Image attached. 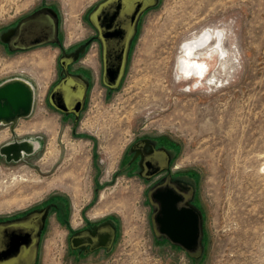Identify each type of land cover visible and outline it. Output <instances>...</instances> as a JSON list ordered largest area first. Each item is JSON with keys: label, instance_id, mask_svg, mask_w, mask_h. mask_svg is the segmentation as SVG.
<instances>
[{"label": "rangeland", "instance_id": "1", "mask_svg": "<svg viewBox=\"0 0 264 264\" xmlns=\"http://www.w3.org/2000/svg\"><path fill=\"white\" fill-rule=\"evenodd\" d=\"M91 1L0 0V84L21 78L34 89L31 114L0 123V202L14 200L0 216L49 205L37 264H264V0H159L142 19L121 88L111 96L98 88L72 126L45 101L57 47L11 54L2 34L42 4L84 27ZM187 46L207 61L189 86L178 76ZM140 136L172 144L175 163L193 174L204 215L199 258L152 236L145 185L124 168ZM25 140L33 151L8 161L2 147ZM62 171L79 182L76 197ZM81 214L112 222L111 249L69 248Z\"/></svg>", "mask_w": 264, "mask_h": 264}, {"label": "flooded vegetation", "instance_id": "2", "mask_svg": "<svg viewBox=\"0 0 264 264\" xmlns=\"http://www.w3.org/2000/svg\"><path fill=\"white\" fill-rule=\"evenodd\" d=\"M158 2L93 0L82 15L84 27L71 24L68 27L55 7L42 4L10 24L2 40L11 54L57 47L55 72L45 101L49 108L76 126L98 88L106 96L121 88L142 19ZM68 29L72 30L67 32ZM37 138L42 142L41 136ZM177 155L178 150L163 139L140 136L125 151L124 168L145 185L153 238L194 259L203 255L204 215L196 188L189 180L193 174L175 163ZM190 210L200 229L199 249L195 254L177 243L188 236L184 220L189 219ZM48 211L49 205L44 204L0 216V264L38 263ZM59 212L58 208V216ZM77 217L68 236L69 248L75 254L111 249L117 232L110 220H90L86 214Z\"/></svg>", "mask_w": 264, "mask_h": 264}, {"label": "water", "instance_id": "3", "mask_svg": "<svg viewBox=\"0 0 264 264\" xmlns=\"http://www.w3.org/2000/svg\"><path fill=\"white\" fill-rule=\"evenodd\" d=\"M34 103V89L24 79L12 78L0 84V123H15L18 119L27 117L31 114ZM30 144V145H28ZM16 145L25 146L24 153L33 151V143L29 140L21 142H11L4 145L1 149L2 154L6 156L8 161L19 160L21 157H11V153ZM27 148V149H26ZM189 219L184 220L186 234L182 240L177 243L195 254L199 249V224L195 219L196 216L192 210L189 211Z\"/></svg>", "mask_w": 264, "mask_h": 264}, {"label": "bare ground", "instance_id": "4", "mask_svg": "<svg viewBox=\"0 0 264 264\" xmlns=\"http://www.w3.org/2000/svg\"><path fill=\"white\" fill-rule=\"evenodd\" d=\"M209 47H208V49H211L212 48V46L211 45H208ZM188 50L187 51V53H185V51H184V53H183V55H182V58H181V65L179 64V69H178V71H179V74H178V76H179V79L181 80V81H187L189 84H188V86L190 85V83H191V81L192 80H195V79H193V78H190V77H193V74H192V69H193V67L196 65V67H194V68H196V69H198V70H202V71H205L204 69H203V67L200 65V64H206L207 63V61L205 60V59H199L198 58V56H197V53H194V52H192L191 51V47H189V46H187L186 48H185V50ZM198 52V51H197ZM215 56H216V54H215V51L212 53V54H210V57H211V59H212V61L215 59ZM86 59V58H85ZM84 59V60H85ZM202 60V61H201ZM206 61V62H205ZM212 65V64H211ZM199 73V72H198ZM28 145H30V144H28ZM25 146H21V145H16L15 147H14V150L12 151V153H11V157H21L22 156V154H23V150L25 149L24 148ZM52 148V147H51ZM50 148V149H51ZM27 149V148H26ZM48 149V148H47ZM50 152H51V150H50ZM53 153V152H52ZM52 153H50V154H52ZM45 154V153H44ZM48 154V153H47ZM50 156V155H49ZM45 157V156H44ZM48 157V156H47ZM43 159V158H42ZM44 161H46V160H44ZM262 166V169H263V172H264V164L263 165H261ZM260 166V167H261ZM63 172V171H62ZM60 173V175H59V179H69L70 181H71V183H72V189H73V193H74V196L76 197V195L78 194V189H77V187H78V184H79V182H77V180H75V178L73 177V175L72 174H65L64 172L63 173ZM21 179V178H20ZM22 180V179H21ZM83 188V187H82ZM82 193V192H81ZM15 199V198H14ZM12 203H14V200L13 199H11V200H4V201H1L0 202V206H2V205H9V204H12ZM49 244V243H48ZM52 244V243H51ZM50 245V244H49ZM50 247V246H49ZM45 249H47V248H45ZM48 250V249H47Z\"/></svg>", "mask_w": 264, "mask_h": 264}]
</instances>
